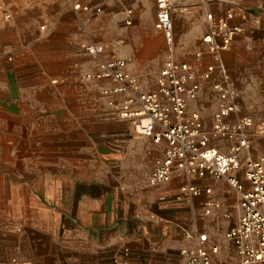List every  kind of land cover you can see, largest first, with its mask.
<instances>
[{
  "label": "crops",
  "instance_id": "0c3cea01",
  "mask_svg": "<svg viewBox=\"0 0 264 264\" xmlns=\"http://www.w3.org/2000/svg\"><path fill=\"white\" fill-rule=\"evenodd\" d=\"M78 1L89 10L74 11L65 0H0V249L15 251L0 264H184L181 250L192 244L195 226L219 247L212 264L237 260L224 233L240 216L238 193L211 176L174 175L150 186L165 144L110 116L101 90L114 88V80H81L97 71L84 46L103 43L106 58L125 59L143 88H154L164 59L152 46L164 42L155 29L156 1ZM175 4L176 43L189 50L177 48V59L194 62L204 50L207 13L218 18L231 10V24L243 28L222 58L241 114L254 120L252 155H261L264 0ZM203 52L201 64L211 63ZM216 107L208 87L190 104L207 123ZM188 184L211 192L179 197ZM208 201L217 206L198 217Z\"/></svg>",
  "mask_w": 264,
  "mask_h": 264
},
{
  "label": "built area",
  "instance_id": "2783aa9c",
  "mask_svg": "<svg viewBox=\"0 0 264 264\" xmlns=\"http://www.w3.org/2000/svg\"><path fill=\"white\" fill-rule=\"evenodd\" d=\"M65 1L74 11L89 10L78 0ZM155 1V29L163 36L165 49L154 88L144 89L139 78L126 70L125 59L106 58L107 46L103 43L84 46L85 53L97 61V71L83 73L81 80H114V88L101 90L102 96L108 98L110 116L129 121L134 131L151 143L165 144L163 155L155 160L148 177L150 186L167 183L174 175L211 176L226 181L230 191L238 193L241 213L224 238L233 245L238 264H264V155H252L254 120L241 114L237 89L222 58L243 28L231 24V10L218 18L207 13L209 29L202 37L204 50L194 53V62L180 60L176 49L184 54L189 50L176 43L175 0ZM203 51L212 57L211 63L201 64ZM204 87L215 94L217 102L209 123L198 110L190 109ZM239 172L248 187L240 181ZM210 192L188 184L181 187L179 197ZM214 206L217 204L206 202L198 217L208 215ZM191 239L192 244L181 250L184 264H212L218 245L196 226Z\"/></svg>",
  "mask_w": 264,
  "mask_h": 264
},
{
  "label": "rangeland",
  "instance_id": "374dc122",
  "mask_svg": "<svg viewBox=\"0 0 264 264\" xmlns=\"http://www.w3.org/2000/svg\"><path fill=\"white\" fill-rule=\"evenodd\" d=\"M21 0H19L20 2ZM23 1V0H22ZM5 16V15H3ZM176 24V21H174V26ZM152 46L153 49L156 51L160 50V53H162L163 56V51H164V47H165V42H163V39L161 38L160 40H154L152 42ZM261 155H264V152L260 153ZM0 259H2L4 262H11L12 257L15 256V251L12 249H8V248H1L0 249ZM10 258V259H9ZM227 264H238L237 260H232L230 258H227Z\"/></svg>",
  "mask_w": 264,
  "mask_h": 264
}]
</instances>
